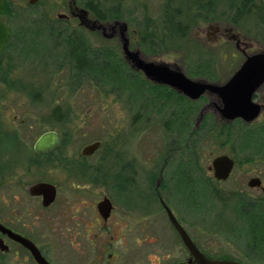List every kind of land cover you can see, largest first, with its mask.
Here are the masks:
<instances>
[{
    "label": "rangeland",
    "instance_id": "1",
    "mask_svg": "<svg viewBox=\"0 0 264 264\" xmlns=\"http://www.w3.org/2000/svg\"><path fill=\"white\" fill-rule=\"evenodd\" d=\"M6 1L10 10L3 21L11 39L0 54V123L9 139L19 138L15 149H21L22 158L41 134L59 133L64 143L58 157L65 163L49 166L47 174L66 184L75 180L69 161L84 146L101 141L102 148L81 171L108 160L118 175L127 164L140 170L144 189L154 186L156 171L169 161L164 179L173 189L165 201L201 251L214 260L264 264V191L248 187L252 178H260L264 188V113L252 125L229 124L212 107L197 125L201 111L218 103L216 97L190 102L170 88H153L124 59L119 30L108 40L71 15L72 7L85 9L96 21L86 5L97 7L109 18L100 21L104 26L128 25L130 49L145 61L176 66L193 80L224 84L244 57L232 39H218L216 29L239 34L250 53L263 52L264 0ZM69 36L81 37L92 53L104 52L100 58L115 59V76L78 72L67 48ZM122 72L125 76L118 75ZM196 126L202 128L197 134ZM2 140L0 148H8ZM224 155L235 161V168L228 181L217 182L209 167ZM146 213L151 208L145 200ZM152 217H144V228L158 232L143 237L144 255L152 250H146L150 240L160 239L153 248L160 256H174L160 264H180L188 256L180 236L163 214ZM153 256L133 264H157Z\"/></svg>",
    "mask_w": 264,
    "mask_h": 264
},
{
    "label": "flooded vegetation",
    "instance_id": "2",
    "mask_svg": "<svg viewBox=\"0 0 264 264\" xmlns=\"http://www.w3.org/2000/svg\"><path fill=\"white\" fill-rule=\"evenodd\" d=\"M72 10L76 11V7H72ZM216 33L218 39H232L242 53L244 61L247 57L257 54L250 53V44L243 41L239 34H233L230 29L217 28ZM263 88L253 97V101L262 108L261 115L264 113V96L259 95ZM205 97L216 96L206 95L201 99ZM217 101L218 103L213 104H219L218 99ZM218 117L221 122L228 123L219 115ZM13 119L17 120V117ZM238 121L244 123L242 120L234 122ZM23 124L24 122H21V125ZM199 126L195 129L198 130ZM3 130L0 123V137L3 138V146L8 147L0 148V226L6 230L4 232L0 229V242L3 244V248H0V264H41V259L48 264H133L143 256L150 259L153 255L155 262L160 264L174 258L170 253L160 256L161 251L153 248L155 244L161 245L160 239L150 240V246L146 250H152L146 251V255L141 244L143 237L157 236L158 232L155 228H144L145 216H153L152 218L156 219L163 214L171 223V213L178 221L164 198L166 194L170 196L173 189L164 179L169 161L160 171H156L157 180L154 186H147L146 189L139 180L140 170L127 164L120 167L118 175L113 174L108 160L103 162L104 166L99 163L100 165L81 171L102 148L103 143L97 141L102 145L94 154H82L84 147L90 145L88 144L79 151L78 157L75 156L69 161L73 172L71 175L75 180L60 184L47 174L49 166L65 163L58 157L64 143L59 133L56 132L61 144L56 150L50 153H38L35 150L36 142L48 132L46 131L35 140L24 160L21 149H15V146L20 144L17 135L13 140L9 139L11 134L4 133ZM24 161L26 164H23ZM42 185L54 188L55 198L49 205L45 204L44 192L38 189ZM145 200L147 209L151 208V213L144 215ZM105 204L110 210L107 218L102 211V205ZM178 223L180 224L179 221ZM19 239H24L28 245H24ZM196 247L203 253L197 245ZM165 249L163 248L164 251ZM166 250L170 251V246ZM187 252L188 256L180 264H196L188 250Z\"/></svg>",
    "mask_w": 264,
    "mask_h": 264
},
{
    "label": "water",
    "instance_id": "3",
    "mask_svg": "<svg viewBox=\"0 0 264 264\" xmlns=\"http://www.w3.org/2000/svg\"><path fill=\"white\" fill-rule=\"evenodd\" d=\"M36 0L30 3L35 4ZM5 9V1L0 0V54L4 52L11 38V29L3 21ZM72 17L80 20V26L89 29L92 32H101L103 38L108 40L114 39L119 30V39L122 46V52L127 64L136 72H141L143 76L153 85L166 86L174 90L176 93L185 96L191 102H197L206 95L216 96L219 104H212L220 118L226 122H234L242 120L247 125L254 124L261 116L262 108L253 101L254 95L264 87V51L249 56L245 59L240 68L234 75L224 84L212 83L203 79L193 80L178 67L167 63L149 62L142 58L140 52H134L130 49V40L128 38V25L122 22H116L112 27H106L99 20L91 21L89 12L85 9L76 8L71 13ZM67 16H59V19H66ZM205 107L198 118L197 125L202 122L207 111L212 107ZM61 144L60 137L54 131L43 134L35 144V150L38 153H50L56 150ZM101 142H95L84 147L82 154L90 156L101 147ZM235 168V161L229 156H219L215 158L209 171L212 172L217 182H226L229 180ZM251 189H262V181L260 178H252L248 182ZM39 191H43L46 198V205L53 202L55 191L52 186L42 185L38 187ZM102 211L105 218L109 215V207L102 205ZM169 218L182 239L183 244L195 260L196 264H242L233 260H212L207 258L196 247L188 233L178 223L173 214L169 213ZM0 229L4 230L1 226ZM24 245L28 243L24 239H19ZM0 248H3L0 242ZM41 264H48L41 259Z\"/></svg>",
    "mask_w": 264,
    "mask_h": 264
},
{
    "label": "trees",
    "instance_id": "4",
    "mask_svg": "<svg viewBox=\"0 0 264 264\" xmlns=\"http://www.w3.org/2000/svg\"><path fill=\"white\" fill-rule=\"evenodd\" d=\"M86 7L92 11V13L95 15L97 20L107 21L109 19V18H106L105 16H103L97 10V7L93 8L92 6H89V4H87ZM9 10H10L9 3H8V1L5 0V9H4L3 16L8 14ZM114 17H115V15H110V18H114ZM66 44H67V48L69 49L70 57L74 61L75 67L77 68L78 72H80V73L94 72V73H96L97 76L100 75V76L107 78V76L114 77L115 72H116L115 70L119 69V68H117L118 66L115 65V62H116L115 59L111 58L109 60L108 55L107 56L105 55L103 58H100V54H103L104 52L92 53L91 50L88 48V46L84 43V41L82 40L81 37L73 38L72 36H69V38L68 37L66 38ZM121 69H122V71L126 70V69L124 70V66H122ZM104 72H107V73L105 74ZM124 74L125 73L122 72V74H118V75L125 76ZM132 76H133V78H135L134 82L138 83V78H139L138 75L132 74ZM119 78H121V77L119 76ZM144 84H146V83H144ZM150 85L155 89L163 88L161 86H157V85H153V84H150ZM236 124L239 125L240 121L236 122ZM241 126H243V124H241ZM201 129L194 131L195 134H197V132H200ZM210 131L213 132V129ZM208 134H210V133H208Z\"/></svg>",
    "mask_w": 264,
    "mask_h": 264
}]
</instances>
